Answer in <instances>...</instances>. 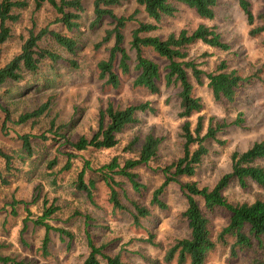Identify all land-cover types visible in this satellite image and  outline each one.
I'll return each mask as SVG.
<instances>
[{
    "label": "rangeland",
    "instance_id": "1",
    "mask_svg": "<svg viewBox=\"0 0 264 264\" xmlns=\"http://www.w3.org/2000/svg\"><path fill=\"white\" fill-rule=\"evenodd\" d=\"M248 1L254 15L264 11V0ZM29 3L26 10L19 11L20 21L11 25L13 36L2 47L0 68L20 53L24 39L29 36L33 26L35 31L49 26L74 38L78 47L76 54L72 55L52 39L44 38L40 42L42 48L58 53L61 61H43L36 74L27 73L24 81L8 82L0 87V104L10 108L14 122L21 114L32 112L51 100V109L47 115L23 125L10 123L6 135L1 131L3 113L0 110V150L13 158L11 172L5 171V161L0 158V168L5 180L9 182L5 185L0 181V252L17 258L37 260L39 264H83L89 253L84 233V217L91 215L103 226V229L95 232L99 241L108 245L107 251L110 254L122 252L123 256L135 264L142 263L133 255L136 251L162 260L164 250L142 242L148 237L145 229H136L129 214L113 211L109 201L110 191L104 183L98 184L92 203L75 186L78 174L84 167L90 168L85 177L87 181L89 178H97L99 175L94 170L108 164L114 157L122 162L138 156L140 142L151 134L161 139L157 157L148 166L136 170L146 188L144 197L140 198L141 203L149 206L153 192L165 181L163 169L183 156L185 139L182 128L185 119L180 117L179 88L162 86L160 94L152 95L133 86L135 76L128 79L122 77L119 89L104 85L98 78L97 66L100 61L109 57V49L113 43L100 47L98 45L102 42L105 31L111 28L110 21L105 20L100 28L91 29L90 24L94 20L93 3L83 0V27L78 32L69 33L54 24L56 12L49 3L38 12L35 11L33 0H29ZM138 8L134 0H129L115 12L119 16L130 17ZM140 20L150 21L144 14H139L136 21L128 23L125 31V46L133 58L135 53L131 51L129 42L131 32ZM199 25L214 28L230 46V50L220 51L199 42L189 49L190 60L199 64L205 72H211L221 62H225L231 69L253 79L239 91L233 103L215 102L207 87V81L203 86H196L195 94L201 98L204 110L190 119L192 130L196 127L198 116L204 118V133L211 118L216 121L224 120L229 123V127L217 135L218 141H207L209 154L203 159L194 177H183L180 183H172L165 189L163 199L169 210H155L150 222L144 224L164 249L175 240L187 238L190 234L180 216L187 209V201L180 184L195 182L200 187H213L225 174L231 172V157L234 152H245L254 143L264 140V33L256 37L250 35V30L260 24L256 21L253 27L249 26L237 0H219L214 20L200 19L193 10L179 6L178 14L166 20L159 33L166 37L169 33H179L181 30L192 32ZM71 62H75L76 67ZM109 102L122 109L130 105L149 103L154 111L138 114L137 122L118 137L119 144L114 149L75 151L66 143V139L77 141L82 136L90 139L97 130L101 110ZM238 120L240 125L235 124ZM28 134L45 135L48 138L47 141L32 140V156L24 151L19 139L21 135ZM63 135L65 138H62ZM134 138H138L140 142L136 145L135 153H130L125 148ZM69 154H74L75 158L71 161V169L64 171ZM56 160V165L52 166ZM257 164L264 167V160ZM123 188L128 190L131 198H138L128 183ZM36 189L42 191V196L46 195L50 202L55 200L60 207L58 217L51 224L57 228H65L75 235L68 247V242L60 241L58 234L52 232V257L47 260L41 258L40 252L44 230L30 224L21 236L27 209L18 206L15 215L9 205L13 199L31 202ZM225 195L231 202L251 203L263 196L264 190L255 183H251L247 189L232 183ZM120 200L131 205L123 194ZM28 208L34 216L39 214V207L29 205ZM223 223L222 220L217 221L216 229ZM101 264L107 262L101 260ZM208 264H249V259L242 255L234 260L227 249L219 248L209 256Z\"/></svg>",
    "mask_w": 264,
    "mask_h": 264
},
{
    "label": "trees",
    "instance_id": "2",
    "mask_svg": "<svg viewBox=\"0 0 264 264\" xmlns=\"http://www.w3.org/2000/svg\"><path fill=\"white\" fill-rule=\"evenodd\" d=\"M90 1L94 9L91 29L100 28L105 20H109L111 26L105 31V36L98 47L113 43L109 49V57L98 63L99 80L106 86L119 89L122 77L128 79L135 76L133 86L144 89L152 95L160 94L162 86L178 87L180 117L185 119L182 128L185 144L183 156L163 169L165 181L153 192L149 206L141 203L140 198L144 197L146 188L141 183L140 175L136 170L148 166L157 157L161 139L151 134L147 135L142 142L138 138L132 139L125 148L126 151L135 153L136 145L140 142L138 156L122 162L118 157H114L108 164L94 170L99 175L97 178H89L86 181L85 177L90 168L84 167L78 174L76 190L85 193L92 203L98 184L104 183L110 191L109 201L113 211L129 214L133 226L136 229H145L148 235L142 242L164 250L162 260L136 251L133 255L140 259L141 264H208L209 256L219 248L227 249L229 256L234 260L246 255L249 264H264V195L251 203L231 202L225 195V191L232 183H236L242 189H247L251 183H255L264 190V167L257 164L258 161L264 160V140L254 143L245 152H234L231 157V172L225 174L213 187H200L195 182L180 184L187 201V209L180 215L190 232L187 238L177 239L164 249V246L155 241L156 237L144 225L153 218L155 210H169L168 204L163 199L165 189L172 183H180L183 177H194L203 159L209 154L207 141H218L217 135L229 127L228 122L211 118L207 131L204 133V118L198 116L196 127L192 130L190 119L204 110L201 98L195 94L196 86H203L207 81V87L215 102L233 103L239 91L253 79L251 76H244L237 70L231 69L225 62H221L213 71L205 72L199 64L190 60L189 49L199 42L220 51L230 50V46L222 40L221 35L214 28L199 25L192 32L181 30L179 33H169L166 37H162L159 33L163 30V23L178 14L179 6H186L193 10L200 19L214 20L219 0H134L139 8L130 17L119 16L115 12L129 0ZM237 1L247 17L249 26L253 27L256 21L260 24L250 30V35L256 37L264 33V11L254 15L248 0ZM33 3L36 12L49 3L56 12L54 24L69 33L78 32L83 27L81 23L85 11L83 0H33ZM29 6V0H0V57L3 45L13 36L11 25L20 21L19 11L26 10ZM139 14H144L150 21H138L137 27L131 32L129 43L131 51L135 53L133 58L125 46V31L128 23L136 21V16ZM44 38L52 39L72 55L77 52L78 44L74 38L49 26L39 31H35L33 26L29 36L24 39L20 53L0 68V87L8 82L24 81L27 73L36 74L43 61L48 60L52 63L61 61L62 58L58 53L42 48L40 42ZM71 64L76 67L75 62ZM50 109L51 100L49 99L34 111L21 114L14 122L10 108L0 104V110L3 113L1 131L6 135L10 123L26 124L47 115ZM152 111L154 109L149 103L130 105L122 109L109 102L107 107L101 110L97 130L90 139L82 136L77 141L66 139V143L77 152L114 149L119 144L118 137L137 122V115ZM239 121L235 124L240 125ZM54 128L53 121L52 129ZM62 138L65 136L63 135ZM19 139L29 156L34 153L33 139L48 140L45 135L29 134L21 135ZM0 158L5 161V171L11 172L12 156L0 150ZM74 158V154L68 155L64 171L71 169V161ZM56 163L57 160L52 166ZM0 181L2 184H9L1 168ZM125 183L131 186L138 198H131L128 190L123 188ZM122 194L130 201V206L122 203L120 200ZM9 205L12 206V212L15 215L17 214L15 209L18 206H24L27 209V216L23 220L20 231L21 236L28 230L30 224L34 228L44 230L40 248L41 258L47 260L52 257V232L58 234L60 241L68 242V247L72 244L75 238L72 232L51 224L58 217L60 207L55 200L50 202L46 195L42 196V191L36 189L31 202L13 199ZM29 205L39 207V214L34 216L28 208ZM84 218V233L89 253L83 264H101V260L106 261L107 264H135L123 256L122 252L110 254L107 251L108 245L104 241H99V236L95 232L103 229V226H100L91 215H86ZM219 220L224 223L216 229L215 224ZM0 264H39V262L0 252Z\"/></svg>",
    "mask_w": 264,
    "mask_h": 264
}]
</instances>
